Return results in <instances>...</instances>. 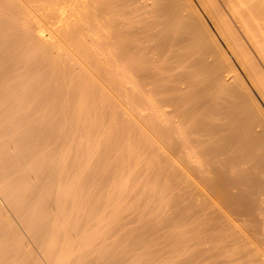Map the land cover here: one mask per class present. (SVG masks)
<instances>
[{"label":"bare ground","instance_id":"bare-ground-1","mask_svg":"<svg viewBox=\"0 0 264 264\" xmlns=\"http://www.w3.org/2000/svg\"><path fill=\"white\" fill-rule=\"evenodd\" d=\"M0 194L30 264H264V0H0Z\"/></svg>","mask_w":264,"mask_h":264},{"label":"rangeland","instance_id":"rangeland-1","mask_svg":"<svg viewBox=\"0 0 264 264\" xmlns=\"http://www.w3.org/2000/svg\"><path fill=\"white\" fill-rule=\"evenodd\" d=\"M100 191V192H98ZM1 195V194H0ZM96 195V197H95ZM100 195V196H99ZM102 195L103 193H101V190H97L94 194V197L97 199H101L102 198ZM100 197V198H99ZM180 197L182 198V196L179 194V200H180ZM186 198V196H183L182 199ZM180 200L181 202L183 201L184 203V200ZM5 198L1 195L0 197V208L3 210L4 209V214L7 216L8 220L12 222L13 224V227L15 229V231L17 232V234H19L20 237H22L23 235V240H25V243L27 242L29 245H27L28 249L30 248L31 251H32V258H35V253L36 252V246H35V243L32 245V242L29 241L30 240V237L28 235V233L26 232V230H24L22 228V225L20 223V220L17 216V214L12 211L13 209L11 208V206L6 202ZM187 201V200H186ZM185 201V202H186ZM187 203V202H186ZM4 205V206H3ZM3 224V223H2ZM0 225H1V222H0ZM2 227V226H0ZM6 227V226H5ZM6 229V228H5ZM17 229V230H16ZM4 230V228H3ZM7 230V229H6ZM5 230V231H6ZM21 231V232H20ZM23 232V233H22ZM2 233V234H1ZM0 264H30L31 263V259L29 260V258H27L26 256H21L20 252L17 251L16 249V241H11L9 240L8 241V235L6 234L5 235V232L4 231H1L0 232ZM11 236V235H9ZM13 236V235H12ZM18 236V235H17ZM15 238V236H13ZM27 237V238H26ZM6 238V239H5ZM31 243V244H30ZM32 246V247H31ZM5 249H10V251L8 253H5V255L3 254L4 253V250ZM29 249V251H30ZM34 250V251H33ZM141 264H149V262H141ZM152 264V262H151Z\"/></svg>","mask_w":264,"mask_h":264}]
</instances>
